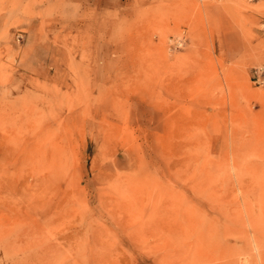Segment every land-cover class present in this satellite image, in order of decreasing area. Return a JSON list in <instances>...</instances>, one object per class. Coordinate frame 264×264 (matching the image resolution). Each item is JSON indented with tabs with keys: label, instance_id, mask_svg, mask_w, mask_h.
Returning <instances> with one entry per match:
<instances>
[{
	"label": "rangeland",
	"instance_id": "1",
	"mask_svg": "<svg viewBox=\"0 0 264 264\" xmlns=\"http://www.w3.org/2000/svg\"><path fill=\"white\" fill-rule=\"evenodd\" d=\"M0 202V264H264V0H0Z\"/></svg>",
	"mask_w": 264,
	"mask_h": 264
},
{
	"label": "crops",
	"instance_id": "2",
	"mask_svg": "<svg viewBox=\"0 0 264 264\" xmlns=\"http://www.w3.org/2000/svg\"><path fill=\"white\" fill-rule=\"evenodd\" d=\"M30 46V45H29ZM36 51H37V48H36V46L34 47V48H32V50H31V52L28 54V56H27V58H26V60H31V59H33V60H38V59H36V56L38 57V55L36 54ZM43 60V59H42ZM41 60V61H42ZM40 62V61H39ZM39 64V63H38Z\"/></svg>",
	"mask_w": 264,
	"mask_h": 264
},
{
	"label": "bare ground",
	"instance_id": "3",
	"mask_svg": "<svg viewBox=\"0 0 264 264\" xmlns=\"http://www.w3.org/2000/svg\"><path fill=\"white\" fill-rule=\"evenodd\" d=\"M2 194V193H1ZM4 195V194H3ZM58 195V194H57ZM13 198V197H12ZM11 199V198H10ZM12 201H13V199H12ZM17 202V201H16ZM1 203V202H0ZM17 206V205H16ZM26 206V205H25ZM1 207V206H0ZM4 207V206H3ZM2 207V208H3ZM28 207V206H27ZM30 207V206H29ZM7 209V208H6ZM18 209V208H17ZM31 211L32 210H35V209H30ZM21 211V210H20ZM13 212V211H12ZM38 213V212H37ZM60 214V213H59ZM39 215V214H38ZM38 217V216H37ZM40 218V217H39ZM2 231V229H0V232ZM11 232V231H10ZM1 234H2V232H1ZM2 236V235H1Z\"/></svg>",
	"mask_w": 264,
	"mask_h": 264
}]
</instances>
